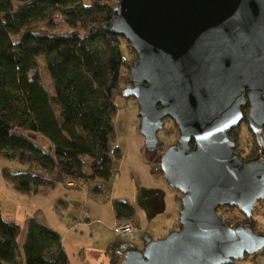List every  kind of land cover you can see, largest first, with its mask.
I'll return each mask as SVG.
<instances>
[{
	"label": "water",
	"instance_id": "obj_1",
	"mask_svg": "<svg viewBox=\"0 0 264 264\" xmlns=\"http://www.w3.org/2000/svg\"><path fill=\"white\" fill-rule=\"evenodd\" d=\"M103 30L136 55L130 86L147 151L168 119L179 136L160 156L181 195L178 230L129 250L120 264H231L264 248V234L224 224L264 199V159L242 160L228 133L243 119L264 153V0H116Z\"/></svg>",
	"mask_w": 264,
	"mask_h": 264
},
{
	"label": "trees",
	"instance_id": "obj_2",
	"mask_svg": "<svg viewBox=\"0 0 264 264\" xmlns=\"http://www.w3.org/2000/svg\"><path fill=\"white\" fill-rule=\"evenodd\" d=\"M114 1L0 0V159L22 167L2 168L0 175L14 191L44 193L66 182L92 183L93 195L109 190L121 158L115 100L122 96L121 84H130L131 63L125 75L122 43L134 54L122 37L102 28L114 17ZM57 18L66 32L54 31ZM41 64L50 91L42 84ZM228 135L242 160L264 159L251 131L244 157L234 129ZM40 138L48 146H40ZM157 172L162 175L160 168ZM112 208L118 220L133 216L126 202L114 201ZM253 223L244 218L233 227L253 230ZM20 236V225L0 213V264H68L61 237L50 228L30 220L21 247ZM150 240L144 238L143 246ZM129 250L139 249L126 244L120 253L108 250V264H120ZM251 256H264V248Z\"/></svg>",
	"mask_w": 264,
	"mask_h": 264
},
{
	"label": "rangeland",
	"instance_id": "obj_3",
	"mask_svg": "<svg viewBox=\"0 0 264 264\" xmlns=\"http://www.w3.org/2000/svg\"><path fill=\"white\" fill-rule=\"evenodd\" d=\"M67 30L68 26L60 18H57L54 25V31L62 33ZM125 45V43H122L121 52L125 61L123 71H125L124 74L126 75L128 69L127 65L129 63H131V66L134 65L136 62V56L135 54L129 52ZM39 74L43 86L50 91V83L42 64L39 68ZM128 86H130V84L126 85L122 83L121 89H125ZM115 105L116 113L114 118V131L116 136V145L120 150L121 158L118 161L116 171L113 173L109 182L108 198H106V200L104 198L103 202L108 205L107 201L109 198L126 203L129 202L128 204H130L137 211L138 215L142 217L144 216L145 219L148 220V223H150L149 226H151L152 222H154L152 227L155 231L148 233V235L154 238L153 240L163 238L171 231L178 230L177 216L176 223L171 229H167L165 231L159 230L161 231L160 233L157 231L162 228V223H166V221L170 222L172 207H175L174 201H177V209L179 211L181 195L178 191L170 188L163 179L162 175L157 171L159 170L160 156L170 145L176 143L179 136L178 129L172 121L168 119L164 120L162 129L157 133V149L152 152L147 151L144 147L143 137L138 130L140 120L137 116L136 100L122 95L116 98ZM244 114L245 115L243 116L245 117L247 114V108H245ZM244 117L241 122L234 127V132L237 134V140H239L240 143L239 147L242 149L240 154L242 157L248 154L247 152H249V146L251 145L250 141L252 142L253 140ZM2 168H8L13 171L22 169V167L15 162L0 159V170ZM1 179L0 175V202H3V205L5 206H9V201L15 203V199L12 196L13 193L10 192L12 189L9 186V188H7ZM255 206L256 207H254V211L252 213V219L254 222L253 231L255 233L264 234L263 212L258 210L259 206L264 209V199L258 201ZM175 210L176 209H174V211ZM217 214L222 219L224 224L230 227H233L235 223L243 221L245 218L236 208L233 207L219 208L217 209ZM155 218L159 219L155 220ZM106 220L108 221V218H106ZM82 222L85 223L84 220H82ZM131 223L135 228V224L133 222ZM107 226L108 225L103 222L99 225H91V228H93V232L91 234L92 238L89 237L88 229L84 230L83 226L78 227V231H83V238L80 242L88 244L94 248H104L110 244L119 246L118 243H115L117 237L113 235V227L109 229ZM133 241L134 238L132 242L129 243L133 244ZM143 242L136 240L133 246L141 250L143 248ZM118 246L116 247L117 252L119 251ZM252 257L253 256L248 255L242 260L234 261V263L243 264L247 259H252Z\"/></svg>",
	"mask_w": 264,
	"mask_h": 264
},
{
	"label": "crops",
	"instance_id": "obj_4",
	"mask_svg": "<svg viewBox=\"0 0 264 264\" xmlns=\"http://www.w3.org/2000/svg\"><path fill=\"white\" fill-rule=\"evenodd\" d=\"M37 143H41L40 146L43 148L48 146L47 141L41 138L37 139ZM5 186L9 188L6 184ZM91 187L92 183L88 185H78L71 182L55 183L52 189L47 192L29 195L18 193L12 189L13 191L10 192L13 193L15 203L9 201V206H5L3 202H0V213L5 219L13 220L20 225V247L23 245L25 230L30 220H36L43 226L55 231L61 237L68 264H108V250L120 253L126 244H130L126 235L117 234L113 231V235L117 237L115 243L119 244L117 246L120 252H117V246L113 244L104 248H94L80 242L83 238V231H78V227L83 226L84 230L88 229L89 237L92 238L93 228H91V225H99L103 222L110 229L117 223L131 221L135 224L137 230L132 245L136 240L143 242L144 238L154 239L148 235V233L155 231L152 227L154 222L149 226L148 220L144 216L138 215L134 208L131 219H116L112 203L117 200L109 198L108 205H106L103 199L108 198L109 190L102 195H93L90 192ZM174 203L176 208L172 207L170 222L162 223V228L157 231H165L175 225L178 209L177 201H174ZM174 209L176 210L174 211ZM106 218H108V221ZM157 219L159 218H155V220ZM243 264H264V256H254L252 259H247Z\"/></svg>",
	"mask_w": 264,
	"mask_h": 264
},
{
	"label": "built area",
	"instance_id": "obj_5",
	"mask_svg": "<svg viewBox=\"0 0 264 264\" xmlns=\"http://www.w3.org/2000/svg\"><path fill=\"white\" fill-rule=\"evenodd\" d=\"M256 205V204H255ZM256 207V206H255ZM258 210L260 212H263V219H264V209L263 207L259 206ZM254 211V208H253ZM252 211V213H253ZM115 233L117 234H122V235H126L129 239L130 242H132L133 238H134V234L136 232L134 226L132 225L131 221H126V222H122V223H117L113 229H112Z\"/></svg>",
	"mask_w": 264,
	"mask_h": 264
},
{
	"label": "flooded vegetation",
	"instance_id": "obj_6",
	"mask_svg": "<svg viewBox=\"0 0 264 264\" xmlns=\"http://www.w3.org/2000/svg\"><path fill=\"white\" fill-rule=\"evenodd\" d=\"M245 108L248 109V107H244V108L242 109V114H243V115H245V114H244V110H245ZM244 120H245V117H244ZM245 122H246V120H245ZM246 124H247V123H246ZM248 128H249V127H248ZM232 129H234V128H232ZM232 129H231V130H232ZM231 130H230V131H231ZM249 130H250V129H249ZM250 131H251V130H250ZM251 133H252V134H255V135L257 136V138H258V134L253 133L252 131H251ZM234 148H235V147H234ZM263 154H264V153H263ZM260 158H262V157H260ZM225 208H226V207H225Z\"/></svg>",
	"mask_w": 264,
	"mask_h": 264
}]
</instances>
